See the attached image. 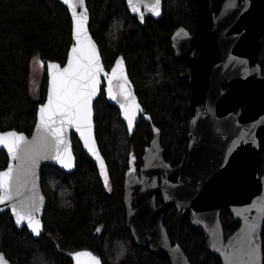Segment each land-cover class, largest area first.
Instances as JSON below:
<instances>
[{"label": "trees", "instance_id": "1", "mask_svg": "<svg viewBox=\"0 0 264 264\" xmlns=\"http://www.w3.org/2000/svg\"><path fill=\"white\" fill-rule=\"evenodd\" d=\"M87 5L90 30L105 66L124 58L142 106L161 129L164 157L177 165L188 144L190 83L181 78L188 62L175 57L171 35L180 25L194 30L196 0H163V15L148 16L144 24L131 15L125 0H87ZM71 43L72 19L60 0H0V130L32 133L38 104L47 93L46 63L64 64ZM36 56L43 62V75L39 94L33 97L30 76ZM257 61L264 69V39ZM94 110L96 137L109 169L107 186L72 133L76 170L66 173L53 164L42 168L47 205L41 236L33 237L26 227L17 229L9 210L0 213V252L9 264H72L69 252L81 248L101 256L103 264H171L165 253L138 246L126 225L125 172L130 153L141 166L153 136L151 125L141 119L130 134L120 110L103 93ZM7 163L8 155L1 151L0 168ZM259 172L264 173V151ZM221 218L228 237L239 223L226 206ZM164 224L191 264H222L207 248L204 231L194 228L188 216L180 218L174 206L166 209ZM262 241L264 253V231ZM37 256L44 260L36 261Z\"/></svg>", "mask_w": 264, "mask_h": 264}, {"label": "water", "instance_id": "2", "mask_svg": "<svg viewBox=\"0 0 264 264\" xmlns=\"http://www.w3.org/2000/svg\"><path fill=\"white\" fill-rule=\"evenodd\" d=\"M68 9L72 19V43L68 50L66 62L47 61V93L45 100L38 104L36 122L30 135L11 128L0 130V134L16 132L22 134L26 141H34L43 132L38 133L39 109L47 104L52 90L50 64L67 67L71 49L75 44V22L69 5L60 0ZM131 15L141 24L148 16L155 19L163 15V0H160V15H154L144 5L154 0H134L139 5V12L144 13L143 21L139 13L133 12L125 0ZM87 8V31L95 42L104 72L111 74L116 66V59L107 69L98 42L90 30V11ZM83 9L77 6L79 14ZM264 39V0H196L195 28L191 32L183 25L178 26L171 35L172 48L177 58H185L187 69L181 78L190 83L188 110L187 149L180 162L173 166L165 157L162 145L161 129L154 124L151 115L142 106L133 85L127 64L123 59V68L127 75L129 90L142 109L135 112L133 126L129 129L128 120L120 103L108 94V79L100 75L98 91L91 101V128L83 127L85 136H89V145L76 130L75 125H64L65 144L72 157V166L64 167L52 158L41 157L34 168V175L26 177L27 186L20 194L16 193L17 176L20 174L21 162L13 160L7 148L0 146L8 155L9 166L14 168L12 179V199L0 203V213L10 211L17 229L26 227L35 238L44 232V211L47 197L42 188V168L53 164L66 173L76 170V155L73 149L72 133L80 140L84 151L94 161L104 181L103 168L109 179V169L101 152L96 137L94 103L100 97L104 85L107 101L120 110V116L128 132L132 134L137 123L143 119L151 125L153 136L145 147L142 164L137 165V158L130 153L128 168L124 178L123 201L126 208V225L138 246L147 247L153 253H165L171 264H191L188 255L179 243H173L164 224L166 209L174 206L180 218L189 217L196 229L205 233L206 245L210 252L220 258L222 264H264V173L260 174L259 164L264 151V73L257 61L258 52ZM119 84L123 81L119 79ZM113 80V81H114ZM113 94L117 91L112 82ZM61 117H53L59 125ZM53 137H49L51 141ZM26 144H22L24 148ZM93 151H90L89 148ZM23 155V152L20 153ZM48 155L52 153L48 150ZM99 157V159L97 158ZM67 160V154H64ZM162 200L158 204V196ZM42 198V200H41ZM23 202V203H21ZM33 204L35 207H33ZM13 205L17 211H32L41 224L40 234L36 235L27 225V221L17 224ZM226 206L232 214V220L238 227L226 237L222 223V209ZM38 208V211L36 210ZM91 253L103 264L101 256L89 248L69 252L72 264H78L77 253ZM3 260L9 264L3 253ZM80 264H90L88 257H81Z\"/></svg>", "mask_w": 264, "mask_h": 264}, {"label": "snow or ice", "instance_id": "3", "mask_svg": "<svg viewBox=\"0 0 264 264\" xmlns=\"http://www.w3.org/2000/svg\"><path fill=\"white\" fill-rule=\"evenodd\" d=\"M63 2L69 5L72 10L75 22V44L71 49V56L68 59L67 67L61 68L58 64L49 65L50 69L57 71L52 74V90L48 96V102L39 109L37 132H43L44 135L39 136L34 141H26V138L22 134L16 132L0 134V146L7 148L13 160L21 162L20 174L17 176L16 183L17 194H20L23 188L27 186L26 177L34 175L33 170L41 157L55 159L66 168L72 166V157L69 149L67 147L63 150L61 149V145L65 144L63 135L65 124L69 126L75 125L76 130L85 140V146L89 145L91 138L85 136L82 128H91V101L98 91L101 74L108 79V94L113 100L117 99L112 90L113 80L119 79L123 81L119 84L123 102H117L120 103V107L124 110L129 129L133 126V116L135 115L133 109L137 112L142 111L134 99L132 103L128 102L132 98V92L128 88L130 82L123 68V59L121 58L116 62V66L111 70V74L104 72L95 42L87 31L88 16L85 0H63ZM128 3L131 10L139 13V18L143 21L144 13L139 12V5L134 3V0H128ZM159 5L160 0H154L151 6L144 5V7L154 15L159 16ZM77 6L83 9L79 14L76 11ZM40 63L43 66V62L41 61ZM56 115H59L61 119L57 127H52L55 123L53 117ZM49 137H53V139L49 141ZM22 144H26V146L21 148ZM48 150L51 151V156L48 155ZM89 150L93 151V154L96 155L91 147ZM21 152H23V155H20ZM65 153L67 154V160L64 159ZM97 158L99 159V157ZM101 170L104 175V183L107 186V174L104 171L102 160ZM13 171L14 168L9 166L6 171L0 172V203L12 199ZM33 207H35L34 204ZM36 210L38 211V208ZM13 212L16 215L18 225L26 220L28 227L36 235L40 234L42 226L40 221L34 218L31 210L27 212L17 211L15 205H13ZM81 257H88L90 264H100L97 257L87 252L76 254L78 264H80ZM0 264H6L2 256H0Z\"/></svg>", "mask_w": 264, "mask_h": 264}, {"label": "rangeland", "instance_id": "4", "mask_svg": "<svg viewBox=\"0 0 264 264\" xmlns=\"http://www.w3.org/2000/svg\"><path fill=\"white\" fill-rule=\"evenodd\" d=\"M43 75V66H41L40 60L38 58V56L34 57L32 60V65H31V76H30V92L31 95L33 97H37L39 94V86H40V81ZM116 243V241L114 242V244ZM118 244V243H117ZM119 248L117 245L113 246V250L117 252ZM36 258H38L36 261L42 262L41 256H37Z\"/></svg>", "mask_w": 264, "mask_h": 264}, {"label": "flooded vegetation", "instance_id": "5", "mask_svg": "<svg viewBox=\"0 0 264 264\" xmlns=\"http://www.w3.org/2000/svg\"><path fill=\"white\" fill-rule=\"evenodd\" d=\"M172 42V41H171ZM107 69H110L111 68V66L110 67H106ZM128 73H129V71H128ZM263 73H264V69H263ZM130 76V75H129ZM130 79H131V77H130ZM131 81H132V79H131ZM132 83H133V81H132ZM113 85H114V88L116 89V91H117V101H120V102H123V97L121 96V94H120V88H119V81L118 80H114L113 81ZM133 85L135 86V84L133 83ZM135 90H136V86H135ZM104 94L105 95V97H106V93H105V89H104V85H103V87H102V92H101V94ZM136 93H137V91H136ZM137 95H138V93H137ZM139 97V96H138ZM107 99V98H106ZM140 100V99H139ZM129 101H130V99H129ZM128 101V102H129ZM1 169V168H0ZM43 188V187H42ZM45 194V193H44ZM7 264V263H6Z\"/></svg>", "mask_w": 264, "mask_h": 264}]
</instances>
